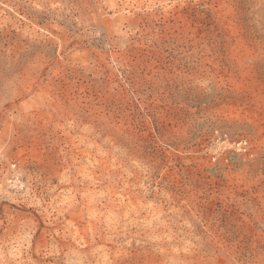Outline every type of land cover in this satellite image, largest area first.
I'll list each match as a JSON object with an SVG mask.
<instances>
[{
  "label": "rangeland",
  "instance_id": "rangeland-1",
  "mask_svg": "<svg viewBox=\"0 0 264 264\" xmlns=\"http://www.w3.org/2000/svg\"><path fill=\"white\" fill-rule=\"evenodd\" d=\"M0 264H264V0H0Z\"/></svg>",
  "mask_w": 264,
  "mask_h": 264
}]
</instances>
